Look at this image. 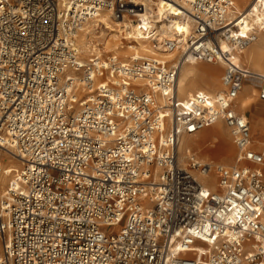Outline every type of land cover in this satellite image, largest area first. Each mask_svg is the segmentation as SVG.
I'll return each mask as SVG.
<instances>
[{
  "label": "built area",
  "instance_id": "obj_1",
  "mask_svg": "<svg viewBox=\"0 0 264 264\" xmlns=\"http://www.w3.org/2000/svg\"><path fill=\"white\" fill-rule=\"evenodd\" d=\"M164 1L160 21L142 0H0V148L22 162L0 198V264H264V146L236 106L246 79L264 101L239 61L264 23L242 32L237 0ZM103 13L134 23L125 54L96 40ZM187 62H224L223 90L180 99ZM218 122L232 165L179 155Z\"/></svg>",
  "mask_w": 264,
  "mask_h": 264
},
{
  "label": "bare ground",
  "instance_id": "obj_2",
  "mask_svg": "<svg viewBox=\"0 0 264 264\" xmlns=\"http://www.w3.org/2000/svg\"><path fill=\"white\" fill-rule=\"evenodd\" d=\"M142 1L148 4L150 11H152L154 15V19L156 20L160 19V21H163L164 18L168 19L169 13L171 12L170 9H172V11H175V8H173V4L168 1ZM236 7L239 12H243L242 14L246 13V16L243 17L238 23V26L242 28V32H245L246 30H254L256 28L260 29L262 27L261 24L264 23V6L261 3L257 4L255 0H237ZM98 20L104 22L108 28L107 31H101V37L104 38L103 43L105 49L110 52L125 54L126 51L123 48H120L122 40L120 32H122L121 29L123 26H125V28L128 27L131 30H134V23H132V25H129L119 21H113L110 18V15L107 13H103L99 17V19H96L94 21V25ZM189 25L190 23H187L184 29H189ZM172 31L174 30H171L168 36L174 37V33ZM238 31L239 30H236L234 31V33H237ZM96 37L97 36L95 34L89 37L84 33L80 35L79 41L81 49L84 51V55L86 54L88 58H90L91 52H93V49H91L90 46V42L93 38ZM137 42L139 43L138 47L142 49H149L146 48L147 46L144 45V42H142L141 40L137 39ZM220 45L226 50L230 49V45L225 39H222L220 41ZM239 61H244L248 65V68H250V70L258 77L264 76V38L261 31H259L258 33V38L242 51L241 55L239 56ZM218 64L223 65L224 62H218ZM219 73L220 70L218 68H214L209 64L204 65L199 62H187L182 64L177 76L179 96L181 95L182 97L187 98L194 92H208L212 94L211 90L217 89L219 85ZM255 91V86L251 84L248 79H246L244 83V89L240 93H247V95L243 98L242 104L240 106V109L243 112H245L246 110H251L252 112L256 111V108H252L253 99H251V95H254ZM219 92H221V89H218L217 93ZM258 109H261V115L257 117L254 127L255 133H261V138L258 139V141L261 142L264 140V134L263 132H261L264 128V106H260V108ZM248 119L250 120L249 117ZM203 130H200L193 135H195L196 137ZM227 130L228 129L224 131L221 122H218L213 125L212 129L209 130V133L205 135L204 138H191L189 136H183L178 146L179 155L184 158L187 154V151L198 148L202 152L203 159L205 161H216L215 158L226 161L233 158L232 153L234 148H232V145L226 139ZM229 134L230 131L228 130V135ZM1 155L7 157L8 162H4L1 158ZM20 167H22V162L17 157L0 148V198L13 179L11 177V174H13L14 170L19 169ZM201 180L207 183L211 189L216 188L215 176L209 175L207 178H201ZM6 182H8L7 185Z\"/></svg>",
  "mask_w": 264,
  "mask_h": 264
},
{
  "label": "rangeland",
  "instance_id": "obj_3",
  "mask_svg": "<svg viewBox=\"0 0 264 264\" xmlns=\"http://www.w3.org/2000/svg\"><path fill=\"white\" fill-rule=\"evenodd\" d=\"M103 31H107V30H104V29H101L100 30V32H99V35H100V38H96V40H98V41H100L101 43H103V40H104V38L103 37H101V33ZM262 36H263V38H264V33L262 32ZM104 44V43H103ZM199 63H201V64H209V65H212L214 68H218L219 70H220V73H219V77H218V83H219V85H218V87H217V89H214V90H211V92H212V94H216L217 92H218V89H221V91L223 90V85H222V82H221V77L223 76V73H224V71H225V67H226V65L225 64H223V65H221V64H218V63H209V62H205V63H203V62H199ZM241 63H243V64H245L246 66H248L244 61H241ZM249 80V82L251 83V84H253L254 86H255V89H256V91H255V94L254 95H251V94H249V95H251V99H253V103H252V108H256V111L255 112H252L251 110H246L245 112H243L241 109H240V106H241V104H242V101H243V98L247 95V93H243L242 92V94H239V97L237 98V100H236V106H237V111L240 113V114H242V113H245V115L247 116V117H249L250 118V125H251V134L253 135V137H254V139L256 140V142L258 143V146L259 147H261V146H264V140L263 141H261V142H259L258 141V139H260L261 138V133H255V122H256V119H257V117L259 116V115H261V113H260V110L261 109H258V108H260V106H264V101H262V100H259L258 99V95H259V92H260V88H261V81H259V80H257V79H248ZM243 89H244V86H243ZM243 89H242V91H243ZM180 97V99H185L184 97H182L181 95L179 96ZM221 125L223 126V130L224 131H226V129H228L227 128V126L223 123V122H221ZM212 127L213 126H211V127H207L206 129H204L201 133H199L196 137L198 138H204V136L205 135H207L208 133H209V130H211L212 129ZM229 130V129H228ZM228 130H227V136H226V139L230 142V144L232 145V148H234V150H233V158H231V159H229V160H226V161H222V160H219V159H217V158H215L216 159V161L217 162H219V163H221V164H224V165H232L233 163H234V161H235V157H236V148H235V145H234V143H233V139H232V136H230V134L228 135ZM261 132H263V134H264V128L262 129V131ZM189 137H193V138H196L195 137V135H189ZM193 151H194V153L201 159V160H204L203 159V154H202V152L200 151V149H198V148H195V149H192ZM1 158H2V160L4 161V162H8V159H7V157H5L4 155H1ZM205 161V160H204ZM11 177H12V174H11ZM8 184V182H6V185Z\"/></svg>",
  "mask_w": 264,
  "mask_h": 264
}]
</instances>
